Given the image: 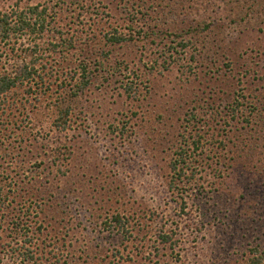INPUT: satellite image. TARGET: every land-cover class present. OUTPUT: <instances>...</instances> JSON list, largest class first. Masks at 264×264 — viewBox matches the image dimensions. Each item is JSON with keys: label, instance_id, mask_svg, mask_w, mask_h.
I'll return each mask as SVG.
<instances>
[{"label": "rangeland", "instance_id": "1", "mask_svg": "<svg viewBox=\"0 0 264 264\" xmlns=\"http://www.w3.org/2000/svg\"><path fill=\"white\" fill-rule=\"evenodd\" d=\"M34 6L42 33L0 41V73L37 70L0 97V264L264 253V0H0V16Z\"/></svg>", "mask_w": 264, "mask_h": 264}, {"label": "trees", "instance_id": "2", "mask_svg": "<svg viewBox=\"0 0 264 264\" xmlns=\"http://www.w3.org/2000/svg\"><path fill=\"white\" fill-rule=\"evenodd\" d=\"M47 14V8L43 7L41 11L39 10L38 6L29 7L27 9L22 10L20 13H17L15 15V19H12V16L10 14H3L0 16V41L1 42H8L11 38H17L16 36H21V34H28L30 36L35 35L37 32L38 34H41L43 31V25L45 22V16ZM35 19V20H34ZM33 20V22H32ZM110 42L117 43L120 42V38H110ZM57 46V45H55ZM186 44L181 43L180 47L186 48ZM36 48V46H34ZM56 48V47H55ZM37 50H34L33 54H36ZM37 60V59H36ZM34 59L30 65H24V67L16 74V75H10L7 73H0V97L11 91L13 88H16L20 86L21 84H24L26 81H30L32 77L37 74V70L34 68ZM81 75V81L79 86L77 87L79 90L84 89L89 84V79L86 76V68L83 66V68L80 71ZM34 78V77H33ZM124 90L126 92L131 93V87L125 86ZM58 113V124L56 125L57 128H65L64 123L61 122L68 114V110L65 111L59 110ZM177 163H174L173 168L176 167ZM114 223L118 224L119 226H122V222L119 217H114L113 219ZM124 227V226H122ZM253 257L249 259L248 264H264V253H257V251H253ZM26 260H31L33 257L29 254H27V257H25Z\"/></svg>", "mask_w": 264, "mask_h": 264}]
</instances>
